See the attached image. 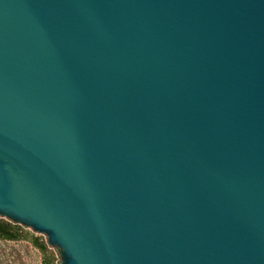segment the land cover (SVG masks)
I'll use <instances>...</instances> for the list:
<instances>
[{"label":"water","instance_id":"95a60500","mask_svg":"<svg viewBox=\"0 0 264 264\" xmlns=\"http://www.w3.org/2000/svg\"><path fill=\"white\" fill-rule=\"evenodd\" d=\"M0 217L60 264H264V0H0Z\"/></svg>","mask_w":264,"mask_h":264},{"label":"rangeland","instance_id":"374dc122","mask_svg":"<svg viewBox=\"0 0 264 264\" xmlns=\"http://www.w3.org/2000/svg\"><path fill=\"white\" fill-rule=\"evenodd\" d=\"M0 223L9 224L18 235L13 241L0 239V264H60L57 251L47 246L44 235L1 217ZM39 246H44V250Z\"/></svg>","mask_w":264,"mask_h":264},{"label":"trees","instance_id":"16d2710c","mask_svg":"<svg viewBox=\"0 0 264 264\" xmlns=\"http://www.w3.org/2000/svg\"><path fill=\"white\" fill-rule=\"evenodd\" d=\"M17 232L9 224L0 223V239L5 241H13L17 238ZM41 250H44V246H39ZM49 264V263H45Z\"/></svg>","mask_w":264,"mask_h":264}]
</instances>
